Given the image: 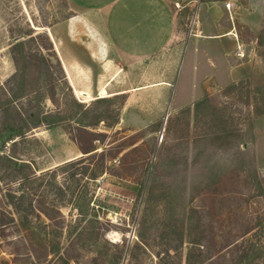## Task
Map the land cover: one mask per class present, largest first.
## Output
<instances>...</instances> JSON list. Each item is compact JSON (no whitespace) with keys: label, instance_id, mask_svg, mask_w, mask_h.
<instances>
[{"label":"rangeland","instance_id":"1","mask_svg":"<svg viewBox=\"0 0 264 264\" xmlns=\"http://www.w3.org/2000/svg\"><path fill=\"white\" fill-rule=\"evenodd\" d=\"M72 15L65 0H0V134L28 130L1 154L37 178L22 189L32 213L15 214L2 196L20 195L17 174L0 169V264H264V0L214 18V35L235 26L244 66L195 96L184 76L171 95L131 92L128 74L102 96L112 69L85 55ZM79 147L103 156L60 169ZM89 164L107 170L90 181Z\"/></svg>","mask_w":264,"mask_h":264},{"label":"crops","instance_id":"2","mask_svg":"<svg viewBox=\"0 0 264 264\" xmlns=\"http://www.w3.org/2000/svg\"><path fill=\"white\" fill-rule=\"evenodd\" d=\"M65 1L73 13L66 21L68 32L82 43L89 59L105 58L104 70L112 69L105 86L93 84L99 92L105 88L102 90L106 93L117 79L128 74L132 80L141 81L131 92L158 87L171 95L178 76H184L190 96H195L200 84L214 85V77L221 78L222 86L234 82L244 66L237 64L242 58L237 53L243 50L233 34L235 26L227 24L222 34L214 35V18L227 13L214 0L190 4L197 22L194 35L189 37V14L175 8L176 0ZM232 53L236 57L234 65L228 61Z\"/></svg>","mask_w":264,"mask_h":264},{"label":"trees","instance_id":"3","mask_svg":"<svg viewBox=\"0 0 264 264\" xmlns=\"http://www.w3.org/2000/svg\"><path fill=\"white\" fill-rule=\"evenodd\" d=\"M76 104V103H75ZM77 108H81L80 105H76ZM45 121L44 120H37L34 122V126L35 127H38L40 126L41 124H43ZM28 130H24L23 127H15V126H11L10 128H8V134L7 135H2L0 134V169L3 170L4 172H9L10 174H17L15 175V179L16 181H18V192H20V195L18 197L15 196V191L11 190V189H8L5 194L6 195H3V199L5 200H8V204H9V207L11 209L12 212H14L15 214H20V213H24L26 212V216L29 215L30 213H32V204H31V200L26 198V201L28 202V207H27V210H24L23 209V203L21 201H23V199H25V193L23 192V185H26V184H30V183H33L37 180L36 179H32V174L30 175H25L24 174V170L27 169V168H30V164L28 163H21V162H18V161H15L13 158L9 157V156H5L3 154H1V147L3 145H5L8 141H14L15 139L19 138L20 140H23L25 139L26 137V133H27ZM15 143V142H14ZM13 143V144H14ZM79 150L81 151L82 154L86 155L84 159H77V161H72L66 165H64L63 167H61L60 169H63V168H73V167H77L79 166L80 164H82L81 162L82 161H88V163H90L89 161H92L94 160L95 158H99V157H102V152L100 154H97V149H84V148H81L79 147ZM88 167H90L88 170L89 172V180L90 181H96L99 176V174L104 170H107V169H103V166L100 165L98 166L97 168L94 169V165L92 164H89ZM103 171V172H104ZM13 172V173H12ZM56 171H53L51 172L50 174L53 175L55 174ZM75 176V174H73V177ZM11 182H8L6 184L11 185ZM34 191V190H32ZM17 192V191H16ZM92 196V195H91ZM91 196L89 197L88 199V202L91 201ZM59 208V207H58ZM8 213V212H7ZM1 215H4V211L1 212ZM9 216H11V214L9 213ZM6 220V217H1L0 218V230L2 232V236H0V238H4V232L7 228V226L9 224H7L5 222ZM5 222V223H4ZM10 224L13 225V220L10 219Z\"/></svg>","mask_w":264,"mask_h":264},{"label":"built area","instance_id":"4","mask_svg":"<svg viewBox=\"0 0 264 264\" xmlns=\"http://www.w3.org/2000/svg\"><path fill=\"white\" fill-rule=\"evenodd\" d=\"M199 1L200 0H198L196 4H198ZM217 2L221 3L223 8L225 9V11H227V13H229V14L232 11H234V9L236 8V0H217ZM174 6L178 10L185 9V8H188V7L190 8V4H186L184 6H181L180 4L175 3ZM196 19H197L196 12L193 11V9H192L191 14L188 17L187 37L194 35L193 31H194V27H195L196 22H197ZM237 54H238V57L242 56L240 52H238Z\"/></svg>","mask_w":264,"mask_h":264},{"label":"bare ground","instance_id":"5","mask_svg":"<svg viewBox=\"0 0 264 264\" xmlns=\"http://www.w3.org/2000/svg\"><path fill=\"white\" fill-rule=\"evenodd\" d=\"M101 95H102V96H106L107 94L105 93L104 90H102V91H101Z\"/></svg>","mask_w":264,"mask_h":264},{"label":"water","instance_id":"6","mask_svg":"<svg viewBox=\"0 0 264 264\" xmlns=\"http://www.w3.org/2000/svg\"><path fill=\"white\" fill-rule=\"evenodd\" d=\"M82 96H83L84 98H86V97H87V95H86V94H84V93H82Z\"/></svg>","mask_w":264,"mask_h":264}]
</instances>
